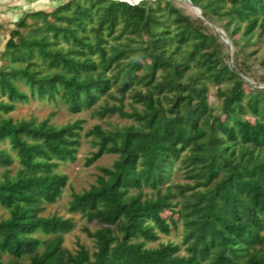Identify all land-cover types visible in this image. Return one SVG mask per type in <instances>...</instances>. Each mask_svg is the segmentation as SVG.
I'll return each mask as SVG.
<instances>
[{"label": "trees", "instance_id": "trees-1", "mask_svg": "<svg viewBox=\"0 0 264 264\" xmlns=\"http://www.w3.org/2000/svg\"><path fill=\"white\" fill-rule=\"evenodd\" d=\"M191 2L204 17L175 0H62L15 23L0 53V264H264V89L246 90L264 0ZM31 98L131 121L90 133L86 166L117 159L69 202L96 226L84 228L93 252L64 245L72 219L44 215L84 120H15ZM180 227V243L160 242Z\"/></svg>", "mask_w": 264, "mask_h": 264}, {"label": "rangeland", "instance_id": "rangeland-1", "mask_svg": "<svg viewBox=\"0 0 264 264\" xmlns=\"http://www.w3.org/2000/svg\"><path fill=\"white\" fill-rule=\"evenodd\" d=\"M62 0H1L0 2V53L5 48L6 42L10 37L11 30L15 27V23L28 11L46 10L51 11ZM135 1V0H130ZM176 4L181 7L187 14L193 17H200L201 12L187 0H175ZM212 30L217 33L223 42L226 44V51L229 56L228 62L233 64V54L235 48L231 45L226 33L214 25H211ZM252 55L247 58V69L249 77L246 78V90L252 92L254 89H264V65L261 63L264 58V38L258 40L256 46L248 48ZM1 65V62H0ZM209 102L218 107L221 103L217 96V87L211 86L209 93ZM15 120H30L43 121L50 119L56 125H65L75 122L78 119L84 120L82 131V145L79 149L77 160L62 164L59 171L68 175L69 183L64 189L63 194L54 203L47 204V209L44 215L58 214L64 218H70L75 223V228L65 236L64 245L71 251L78 250L80 245H85L90 251H94L95 243L84 232L85 227L95 230L94 224H87L85 219L80 214H73L69 211V202L73 192H82L96 183L98 175L101 173V167H111L117 159L115 154H106L92 166H86V159L91 153L97 150L95 139L90 134L97 126L103 129H115L131 123L130 120L119 117L118 115L108 116L101 119L95 115L92 110H84L81 113H72L69 108L62 103H55L49 100H40L31 98L28 102L19 103L17 108L10 114ZM17 168V163L14 165V170ZM2 169H0V174ZM169 215V214H168ZM9 212L0 205V220L7 218ZM160 242H176L180 243L182 239V227L178 230L173 229L170 235L160 234ZM155 246L157 243L149 244ZM9 256L5 255L4 260L8 261ZM22 264H28V260H24Z\"/></svg>", "mask_w": 264, "mask_h": 264}, {"label": "water", "instance_id": "water-1", "mask_svg": "<svg viewBox=\"0 0 264 264\" xmlns=\"http://www.w3.org/2000/svg\"><path fill=\"white\" fill-rule=\"evenodd\" d=\"M125 1H128V2H130V3H132V4H137L138 2H140L141 0H135V1H130V0H125ZM187 1H189L191 4H192V2H191V0H187ZM193 5V4H192ZM194 6V5H193ZM196 7V6H195ZM198 8V7H197ZM199 9V8H198ZM199 11L201 12V16L202 17H204V15H203V13H202V11L199 9Z\"/></svg>", "mask_w": 264, "mask_h": 264}, {"label": "crops", "instance_id": "crops-1", "mask_svg": "<svg viewBox=\"0 0 264 264\" xmlns=\"http://www.w3.org/2000/svg\"><path fill=\"white\" fill-rule=\"evenodd\" d=\"M0 2H1V0H0ZM1 15V14H0ZM0 22H1V19H0Z\"/></svg>", "mask_w": 264, "mask_h": 264}]
</instances>
